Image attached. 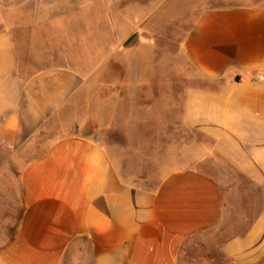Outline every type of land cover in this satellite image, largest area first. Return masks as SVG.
Returning <instances> with one entry per match:
<instances>
[{
  "label": "crops",
  "instance_id": "crops-1",
  "mask_svg": "<svg viewBox=\"0 0 264 264\" xmlns=\"http://www.w3.org/2000/svg\"><path fill=\"white\" fill-rule=\"evenodd\" d=\"M227 1L192 16L170 108L154 38L185 0H30L58 6L28 25L0 0V264H264V0Z\"/></svg>",
  "mask_w": 264,
  "mask_h": 264
},
{
  "label": "rangeland",
  "instance_id": "rangeland-1",
  "mask_svg": "<svg viewBox=\"0 0 264 264\" xmlns=\"http://www.w3.org/2000/svg\"><path fill=\"white\" fill-rule=\"evenodd\" d=\"M30 0H9V16L8 20L14 24H25L28 25L32 22L34 18H39L41 21H44L45 19H49L52 17L56 11L51 10L57 7L56 4H50V3H44L40 4V8H38V4H33L29 2ZM129 1V0H128ZM212 1L211 3L215 6H228L231 4V2L227 0H185L184 3V13L183 18H181V15H178V18L176 17V14L168 19V21H163L162 23L159 21L156 24L157 28L162 29V32H165V29H167V32L165 35H159L155 37L156 42V48L153 49V62L154 67L152 69V78H153V92L156 93L159 89V83L161 80V77H163V81H165L164 77H167V85L164 84V88L167 87V90L169 92L170 96V108H178L181 106L180 101H178L176 97V93L178 91L177 81H178V74H177V68L175 66V56L177 54V49L179 47L181 38L183 37V34L188 31V28L191 23V18L193 15H195V11L197 9L203 8L204 6L208 5V3ZM124 4H126V1L124 3L117 5L116 7H119L120 9L123 8ZM125 7V6H124ZM175 7V5H173ZM118 8V9H119ZM16 9H19V13L17 14ZM110 26H112V23L123 27L126 26L127 21L124 20H110L107 21ZM167 26V27H166ZM80 29V27H74V31H77ZM88 29V39L90 41H93L96 37L97 33V24L91 25V23L87 27ZM85 30L82 26L81 31ZM74 39H76L74 37ZM165 59L168 60V68L164 67V65L160 66L161 62ZM111 75V74H110ZM99 90V85L97 87ZM96 87L92 89L91 92H96ZM100 91V90H99ZM172 97V99H171ZM177 116L176 112L174 115L170 116V123L176 122ZM87 131V134H90L97 140L101 141H112L113 140V134L111 132H99L96 130V127H91ZM169 136V144H175L176 143V137L178 136V133L174 130H170L169 133H167ZM154 135L155 141L161 140V133L155 132ZM164 135V133H162ZM154 141V140H153ZM154 143V142H153ZM159 145V144H158ZM154 152L157 149H153ZM159 152V150H158ZM13 166L9 164V170H6L4 173V178H2V182H10L13 178V176L10 174L13 170ZM249 198V197H248ZM247 198V199H248ZM7 219L9 220V227H3L0 228L1 232V238L2 239H12L14 236V232L16 229V225L18 224L19 219V213L17 212H8L6 213Z\"/></svg>",
  "mask_w": 264,
  "mask_h": 264
}]
</instances>
